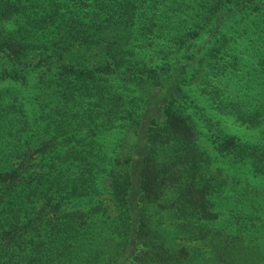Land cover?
Masks as SVG:
<instances>
[{
  "label": "trees",
  "instance_id": "trees-1",
  "mask_svg": "<svg viewBox=\"0 0 264 264\" xmlns=\"http://www.w3.org/2000/svg\"><path fill=\"white\" fill-rule=\"evenodd\" d=\"M189 68L264 137V0H0V81L34 74L50 107L25 127L0 90V134L11 112L32 137L0 140V264H264V142L198 144L194 116L213 122ZM116 126L111 150L97 135Z\"/></svg>",
  "mask_w": 264,
  "mask_h": 264
},
{
  "label": "rangeland",
  "instance_id": "rangeland-1",
  "mask_svg": "<svg viewBox=\"0 0 264 264\" xmlns=\"http://www.w3.org/2000/svg\"><path fill=\"white\" fill-rule=\"evenodd\" d=\"M161 49V47H156L155 49H153V52L157 53L156 50ZM175 47H170V49L168 50V56L169 58H171L172 60H175L178 58L179 56V52H177ZM149 56L152 57L151 53L148 54ZM159 55H155L153 56L154 60H159L160 58H158ZM186 61H190L189 59H187ZM192 61V60H191ZM192 63V62H191ZM188 74H187V79H188V83L185 86V89L188 91L189 93V98L191 100V102L198 104L199 106V110L201 112V107L204 109V112L207 114V116H209V118L211 119V121L213 122V128L211 129V127H209L205 121L201 122V118L200 120L197 119V117L194 116V124H195V130L197 133V143L201 145V142L203 144L209 145L208 141L209 140V135L211 134V132L213 130H216V127H219L220 129H222V132H225L226 134H228L231 137H235L237 139L240 140H263L264 142V137L260 136L259 133L256 131V129L254 128H249L246 127L244 125L239 124L238 122H236L234 120V118L230 115L227 114H223L220 112H217L216 110H214L213 108H211V106L209 105L208 101L206 100L205 96L201 95V92L198 88V80L199 78L197 76L193 75V71L189 68L188 69ZM36 82H35V76L34 74L32 75H28L26 81L18 83L14 80H2L0 81V90H3L5 92V96L4 99L2 100V105H6L8 104V102H10L11 98H9V94L12 96L13 94L16 97H19L20 100H23V105H24V109L26 110V116L24 118H26L25 120H27L28 122H26L25 120H22L24 122H22L24 124L25 127H27L30 123L31 120L29 119L30 116L37 112L38 115H40V124L43 125V123H47V121H49V119H46V116L50 113V107L42 109V111L38 112L39 109L36 107L35 104H33L31 101L33 99V97L35 95H37V89L35 87ZM231 87L233 89H236V87L234 85H231ZM243 89V88H241ZM5 114V113H3ZM36 114V116H38ZM11 117H13V114L11 112H7L6 113V119L2 122V124L7 127V129L3 132H1L0 134V140H31L32 137L27 136L29 134V132L24 131V136L22 135H11L9 133V129L12 130L11 126H12V120ZM42 118H45L44 120H42ZM87 127H84L81 129V134H80V138L81 140H88V136L91 133H86ZM213 133V132H212ZM121 130L120 128L116 127H106L105 130H102L100 132L99 135H97V139L98 140H104V142H106V145L112 150L115 146L117 147L118 142L120 140V136H121ZM89 138H92V136H90ZM211 148V146H209ZM116 150V149H115ZM111 152V151H110ZM219 159H224L223 162H227L226 158L222 157L220 158L218 156ZM233 164V162H228V163H223L222 165L226 168H230V170L232 171H236L238 172L241 177H243V179L246 178V171L242 168H237L236 166L231 165ZM231 166V167H230ZM131 172H132V176L134 178L133 182H135L133 184L134 189L131 190V198L135 199L136 198V192H137V184H136V169L134 168V166H132L131 168ZM228 173H230L228 171ZM231 174V173H230Z\"/></svg>",
  "mask_w": 264,
  "mask_h": 264
}]
</instances>
